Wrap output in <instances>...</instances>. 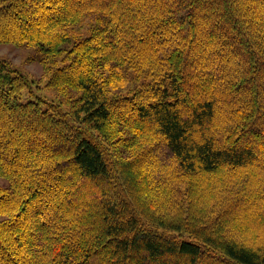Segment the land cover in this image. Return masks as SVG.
I'll use <instances>...</instances> for the list:
<instances>
[{"label": "trees", "instance_id": "trees-1", "mask_svg": "<svg viewBox=\"0 0 264 264\" xmlns=\"http://www.w3.org/2000/svg\"><path fill=\"white\" fill-rule=\"evenodd\" d=\"M8 43L64 54L51 82L74 90V116L98 134L27 97L30 77L0 59V264H87L99 254L102 264H264V220L244 241L221 240L196 213L190 226L186 196L169 201L179 169L186 178L222 169L202 217L264 190V177L251 186L237 176L257 157L264 169V0H0ZM144 72L132 94L117 93ZM214 126L230 145L217 144ZM162 143L174 183L164 178L142 201L133 169ZM98 178L106 188L96 199L84 190ZM193 178L185 184L196 192Z\"/></svg>", "mask_w": 264, "mask_h": 264}, {"label": "rangeland", "instance_id": "rangeland-1", "mask_svg": "<svg viewBox=\"0 0 264 264\" xmlns=\"http://www.w3.org/2000/svg\"><path fill=\"white\" fill-rule=\"evenodd\" d=\"M87 32L81 33L86 34ZM79 36H76V39ZM75 38H72L65 44L66 49L72 47ZM64 54L60 56H53L50 58H45L44 53L40 50L39 47L27 45V44H20L14 45L12 43L8 44H1L0 45V59H6L11 63L14 67L18 68L22 71V73L27 74L32 82V93H27V97H32L36 99L37 97L42 98L44 101L47 102L48 105H52L55 108L62 109L69 117V120L72 124L80 127L81 129H87L88 131L92 130L93 133L98 134V132L94 129H90L89 123L82 121V118H76L74 113L76 108L78 107L76 103L74 104V100L78 97L74 90L68 88L67 90H62L61 86L55 85L54 80L51 82V77L53 71L57 68V66L64 65L63 63ZM148 73V72H147ZM147 73L144 72L140 76H137V73H131V81L129 85L121 89L119 92L123 95H130L132 94L143 82L149 80ZM37 96V97H35ZM77 106V107H76ZM112 118L117 116L114 111L111 114ZM217 126V125H215ZM215 126L212 128V132L216 136L217 144L220 146H228L230 144L227 143L226 138L223 134H219V132L214 131ZM218 129V128H217ZM150 130L153 128L150 127ZM219 130V129H218ZM166 153V154H165ZM120 154H124L123 151L120 150ZM169 154V153H168ZM167 154V149L165 148L164 144H160V146L153 151L148 158L139 166L133 169L134 172V181L138 185V188H132V190H136L137 195L143 201L144 199H149L155 197V191L160 188H165L167 186L165 183L173 181V169L175 170L173 161L171 156ZM122 156V155H121ZM260 158L257 157L256 161L253 162V165L249 167V169L241 170L237 173L238 179H243V175L246 172L248 175L246 179L241 180L243 185H256L257 181H259L264 177V169L261 167L263 162ZM172 165V170H171ZM263 169V172H261ZM178 170V168H177ZM180 171L178 179V183L175 184V195L172 197L173 193H170L169 201L172 200L174 203V199L180 196H186L188 201L186 202L187 206V214L191 220L190 226L193 227L194 223L193 220L195 218L200 223L199 228H204L203 233L213 234L219 237L221 240H228L229 238H236L238 242L244 241L242 240L245 236L250 233V230L254 228L256 225L259 226L264 220V190L262 189L260 193H255L253 197H243L241 201L233 207L229 213L219 216L221 205L219 204V209L216 210V213H211L207 217H202L200 203L207 204L208 199L210 197H219L220 191L218 190V195L216 190L219 189V184L223 180L221 178L222 169H218V173L215 175H209L207 173L199 174L195 178L187 177L184 171ZM177 171V172H178ZM257 172V174H256ZM166 178V179H164ZM195 179V183H199V188H196V192L194 190L191 191L189 188V184H185L188 179ZM221 178V179H219ZM225 183V179L223 180ZM7 184L4 178L0 177V185ZM171 185V184H170ZM88 188L85 191L90 192L93 198L98 199L99 194L101 191L105 190L106 185L102 179H97L95 183L87 184ZM222 187V186H221ZM168 188V187H167ZM238 189V188H237ZM191 191V193H189ZM158 193L160 191L157 190ZM216 192V194H215ZM161 195V194H160ZM159 195V196H160ZM223 199L226 200L230 193H224ZM212 197V198H213ZM172 198V199H171ZM252 199H256V201H251ZM151 200V199H150ZM155 200V198H154ZM207 200V202H206ZM249 202V204H248ZM210 204L213 202L209 201ZM143 204V203H142ZM167 206L166 203L163 204ZM172 205V204H171ZM179 209L177 205L171 206V213L174 217L173 210ZM184 209V208H183ZM90 210V209H88ZM132 212L131 208L129 210V214ZM147 210H144L146 214ZM219 216V217H218ZM218 217V218H217ZM215 218V219H214ZM214 219V220H212ZM187 221V218H186ZM210 221L212 224H210ZM144 224L148 227H153L157 229L159 228L156 224L151 223L150 221L144 219ZM202 224V225H201ZM209 225V226H208ZM206 226V227H203ZM208 226V227H207ZM221 227L222 232L217 233ZM264 226L262 225L258 229V237L262 236ZM203 231V230H202ZM176 235L187 239L193 240L192 235L190 233L184 232H176ZM255 238V237H254ZM252 238V239H254ZM251 239V238H250ZM247 241V240H246ZM103 256L101 254L93 255L87 262V264H102L100 258ZM182 261V260H181ZM148 264V263H147Z\"/></svg>", "mask_w": 264, "mask_h": 264}]
</instances>
